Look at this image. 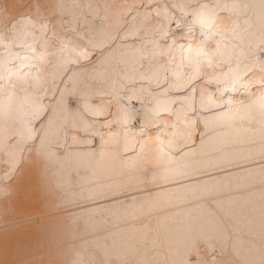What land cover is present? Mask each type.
<instances>
[{"label": "bare ground", "instance_id": "obj_1", "mask_svg": "<svg viewBox=\"0 0 264 264\" xmlns=\"http://www.w3.org/2000/svg\"><path fill=\"white\" fill-rule=\"evenodd\" d=\"M181 2L184 0H0V60L9 44L13 52L25 54L20 45L33 42L23 34L30 20L37 25L31 29L35 37L41 35L39 25L46 24L44 39L55 33L59 39L80 45V50L89 49L90 57L85 61L70 51L64 53L75 58L72 67L79 76L72 80L69 73L63 80L57 79L58 87L39 95L44 110L34 118L26 114L27 108L0 111V264H183L186 257L190 261L197 259L196 250L221 264H264V127L258 115L235 122L242 131L234 133L235 140L227 147L234 154L232 162L223 169L209 170L213 176L232 178L228 194L236 198L222 242L211 220L181 222L160 229L153 222L149 229L140 230L117 224L115 217L125 211L121 205L131 202L133 196L144 198L143 185L123 193L109 190L107 186L122 177L110 162L99 159V143H73V135L82 139L89 135L80 130L78 118L77 127H72L73 114L75 110L84 112L87 97L91 96L92 104L102 111L101 117L88 119L106 134L105 125L111 119L108 109L115 111L121 97L127 102L133 90L148 86L143 77L165 60L162 56L154 58L150 41L159 18L149 6L163 13L165 5L171 8L173 3ZM198 2L235 5L231 12L219 13L224 31L214 39L222 41L225 55L231 50L233 67L239 61L241 67L248 68L247 79H257L264 65V0ZM176 14L179 16V12ZM116 21L118 26H114ZM133 24L134 31L130 30ZM172 28H176L174 22ZM174 35L178 43L187 44L179 30ZM90 40L95 41V46L89 45ZM53 43L59 46L58 40ZM35 47L39 50L40 44ZM19 64L17 59L9 67L20 71ZM227 69L224 64L217 71ZM161 84H153V91L161 92L166 87ZM251 91L257 89L253 87ZM6 95L7 89L5 97L0 98L5 105ZM16 95L22 97L23 93L17 89ZM61 96L67 101L68 112L55 111ZM235 98L247 99L245 90L240 88ZM131 104L141 110L131 125L135 132L141 128L144 106L151 105L147 98L144 104L136 100ZM49 119L57 123L67 119V125L58 134L53 129L45 138ZM29 120L33 139L24 140V124ZM93 149L97 156L89 159L87 154ZM208 178L207 173L199 176L202 180ZM191 182L170 184L168 189L175 191ZM99 188H104L106 194L94 200L79 197L80 193ZM157 190L153 188V192ZM73 199L75 203H71ZM64 201H69L68 205L60 207ZM194 242L198 249L193 248Z\"/></svg>", "mask_w": 264, "mask_h": 264}, {"label": "snow or ice", "instance_id": "obj_2", "mask_svg": "<svg viewBox=\"0 0 264 264\" xmlns=\"http://www.w3.org/2000/svg\"><path fill=\"white\" fill-rule=\"evenodd\" d=\"M149 7L159 18L150 41L154 58L162 56L165 60L151 70L150 75L143 77L148 86L133 90L127 96V102L121 97L115 111L111 107L108 109L111 119L105 125L106 134L97 130L88 119V116L101 117L102 111L92 104L91 96L87 97L83 104L84 112L75 110L72 127H77L75 119L78 118L82 124L80 130L89 135L86 139L73 135V143L90 146L99 143V159L110 162L122 177L120 181L108 185L109 190L123 193L131 187L143 185L146 195L143 199L133 196L131 202L121 205L125 211L115 217L117 224H127L140 230L141 227L149 229L153 222L160 229L181 222L211 220L217 225L222 242L232 219L231 207L236 198L228 194L232 178L213 176L209 170L223 169L232 162L234 154L227 151V147L235 140L234 133L242 131L236 127L237 120L252 119L258 115L264 127V65L257 79L248 80L250 73L247 66L241 67L237 61L233 67L231 50L225 55L222 41L214 39L217 35L222 36L224 31V21L219 13L231 12L235 5L229 7L226 4L210 5L198 0H184L179 4L173 3L171 8L165 5L163 13L154 6ZM173 22L175 29L172 28ZM118 24L119 21H116L114 26ZM36 26V22L30 20L23 29L25 38H33L31 44L20 45L25 49L23 56L13 52L9 44L4 59L0 60V80L4 81L0 84V98L5 97L7 89V104L0 100V111L27 108L26 114L34 118L44 110L39 95L45 94L50 87H58L57 79L63 80L69 73L72 80L79 76L77 69L72 67L76 63L75 58L64 53L70 51L85 61L90 59L89 49L80 50L81 46L70 39H59L55 33L52 38L44 39L46 24L39 25L41 35L35 37L31 29ZM130 30H135L134 24ZM176 30L180 31L181 38L187 40L186 45L178 43L174 35ZM101 33H104L103 28ZM54 39L58 40V47L54 45ZM161 41L167 43L162 44ZM36 43L40 44L39 50L35 47ZM88 43L95 46V41ZM17 59L20 60V71L9 67ZM224 64L228 65L227 71H217ZM24 68L28 71L23 72ZM32 68L36 71L33 72ZM161 82L166 87L161 92H154L152 85L159 87ZM253 87L256 92L251 91ZM240 88L245 90L247 99L235 98ZM17 89L23 93L22 97H17ZM145 98L151 106H144L141 128L133 132L131 125L141 110L134 109L131 102L136 100L144 104ZM55 111H69L63 96L57 101ZM66 125L67 119L62 123L49 119L45 138L53 129L58 134ZM24 128L25 134L21 138L32 140L30 120L25 122ZM87 156L95 158L96 150L93 149ZM201 173H207L209 178L199 179ZM184 180L192 182L183 183L175 191L168 189L170 184H181ZM154 187H158L155 192ZM104 193L105 189L99 188L86 194L80 193L79 197L94 200ZM75 202V199L71 201ZM68 203L64 201L60 207H66ZM204 242L208 243L206 238ZM193 248L198 249V244L194 242ZM194 254L197 257L195 261L186 257L183 264H221L215 259L210 260L199 250Z\"/></svg>", "mask_w": 264, "mask_h": 264}, {"label": "clouds", "instance_id": "obj_3", "mask_svg": "<svg viewBox=\"0 0 264 264\" xmlns=\"http://www.w3.org/2000/svg\"><path fill=\"white\" fill-rule=\"evenodd\" d=\"M93 55H96V53H93ZM106 194V192L104 193V195Z\"/></svg>", "mask_w": 264, "mask_h": 264}, {"label": "rangeland", "instance_id": "obj_4", "mask_svg": "<svg viewBox=\"0 0 264 264\" xmlns=\"http://www.w3.org/2000/svg\"><path fill=\"white\" fill-rule=\"evenodd\" d=\"M28 2V1H27ZM27 2H25V3H27Z\"/></svg>", "mask_w": 264, "mask_h": 264}]
</instances>
